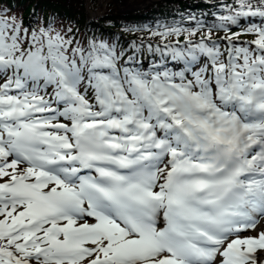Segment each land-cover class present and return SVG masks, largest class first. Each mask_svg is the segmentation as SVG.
Returning a JSON list of instances; mask_svg holds the SVG:
<instances>
[{
  "label": "snow or ice",
  "instance_id": "6c2138e0",
  "mask_svg": "<svg viewBox=\"0 0 264 264\" xmlns=\"http://www.w3.org/2000/svg\"><path fill=\"white\" fill-rule=\"evenodd\" d=\"M10 3L0 264H264V0H219L155 45Z\"/></svg>",
  "mask_w": 264,
  "mask_h": 264
},
{
  "label": "trees",
  "instance_id": "16d2710c",
  "mask_svg": "<svg viewBox=\"0 0 264 264\" xmlns=\"http://www.w3.org/2000/svg\"><path fill=\"white\" fill-rule=\"evenodd\" d=\"M95 2L96 0H92V4ZM218 3L219 0L161 1L143 10L121 13L115 1L112 0L107 5V10L95 20H90L85 8V0H11L10 7L18 17L23 18L25 24L30 21L35 23L36 21L42 22L46 18H54L58 29L70 25L74 30L79 29L81 36L86 29L96 31L98 34L106 31L117 34L125 42L140 40L147 43L151 41L155 45L164 41L153 37L151 31L163 25L178 23L181 16L204 17L207 14L210 22L211 13L217 12L218 9L209 5ZM35 26L39 27L40 24H35ZM128 28L144 30L129 32ZM220 33L224 32L214 33L213 38L221 37Z\"/></svg>",
  "mask_w": 264,
  "mask_h": 264
},
{
  "label": "rangeland",
  "instance_id": "374dc122",
  "mask_svg": "<svg viewBox=\"0 0 264 264\" xmlns=\"http://www.w3.org/2000/svg\"><path fill=\"white\" fill-rule=\"evenodd\" d=\"M112 0H105V2H103V4L101 5L100 4V0H96L95 4H90L89 2V6H90V10H89V14L92 15V16H99L100 14H102L103 12H105L107 10V5L111 2ZM158 1H162V0H158ZM133 2L135 5H140L141 7H144V6H149L153 3V1H146L144 0V3L143 4H140L142 1L141 0H134V1H131ZM139 2V3H138ZM133 11V10H132ZM126 12V11H125ZM88 13V12H87ZM220 35L224 36L225 33H220ZM221 36V37H222ZM240 39L241 40H251L252 37L251 36H248V35H242L240 36Z\"/></svg>",
  "mask_w": 264,
  "mask_h": 264
},
{
  "label": "water",
  "instance_id": "95a60500",
  "mask_svg": "<svg viewBox=\"0 0 264 264\" xmlns=\"http://www.w3.org/2000/svg\"><path fill=\"white\" fill-rule=\"evenodd\" d=\"M146 1H151V0H146ZM152 1L154 3V2H157L158 0H152ZM116 3L118 4L119 10L121 12L132 11V10H141V9L148 7V6L141 7L138 4L135 5L133 2H131V0H116ZM85 4H86V8L89 12L90 6L88 5L87 0H85ZM91 17H94V16L91 15Z\"/></svg>",
  "mask_w": 264,
  "mask_h": 264
},
{
  "label": "bare ground",
  "instance_id": "6f19581e",
  "mask_svg": "<svg viewBox=\"0 0 264 264\" xmlns=\"http://www.w3.org/2000/svg\"><path fill=\"white\" fill-rule=\"evenodd\" d=\"M88 1V3L90 2H92V0H87ZM114 1H116V0H114ZM131 1H134V0H131ZM142 2L140 3V4H143L144 3V0H141ZM103 2H105V0H101L100 1V4L102 5L103 4ZM139 3V2H138Z\"/></svg>",
  "mask_w": 264,
  "mask_h": 264
}]
</instances>
